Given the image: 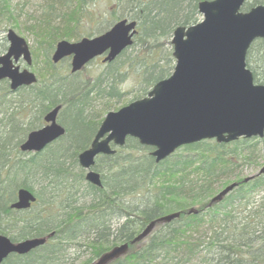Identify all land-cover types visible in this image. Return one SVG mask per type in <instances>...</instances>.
<instances>
[{
    "label": "trees",
    "instance_id": "16d2710c",
    "mask_svg": "<svg viewBox=\"0 0 264 264\" xmlns=\"http://www.w3.org/2000/svg\"><path fill=\"white\" fill-rule=\"evenodd\" d=\"M83 1L76 0L75 8L69 9L65 20L70 25L52 23L60 25L57 35L50 22L44 21L56 7L43 10V21L47 24L36 31L37 38L52 42L48 46L39 42L36 49H44L50 71L40 74L35 85L19 88L15 93L27 96L23 101L37 109L38 121L43 113L60 105L57 120L65 133L41 152L23 154L18 150L19 144L40 124L22 130L11 124L12 117L7 119L9 127L0 137V234L18 241L58 229L64 233L62 237L54 236L41 250L25 258L31 264H63L66 249L85 246L90 249L86 261L90 262L113 242L129 243L150 221L169 212H180L177 219L158 224L146 239L129 245L128 252L114 264H264V174L255 175L246 183L243 178L235 180L238 186L221 202L209 204L219 191L213 187L216 179L250 158L255 138H241L228 144L203 140L183 146L155 163L150 147L128 137L125 146L114 155L96 158L93 169L100 174L102 187L85 181L77 155L88 148L102 120L100 116L93 117L95 103L106 98L107 112L116 108V104L124 105L120 100L124 92L118 88L117 80H122L125 74L120 75L116 63H110L96 78L85 81L78 77L81 72L60 74L52 67L49 53L54 42L79 37ZM120 1L134 12V16L126 17L137 22L141 37L145 38L138 37L139 42H146V38L158 41L175 26L197 21L193 15L197 13L198 0H116V3ZM8 2L0 0V28L8 20ZM263 3L264 0H246L241 9L247 11ZM89 18L95 20L97 15L89 13ZM121 18L124 17L118 19ZM63 26L67 27L64 31L73 30V37L62 34ZM149 43L144 48L151 50L144 57L130 60L141 63L140 76L143 84H147L146 92L135 98L144 96L154 83L166 78L172 62L170 51L163 50L158 42ZM31 53L34 55L35 50ZM245 63L254 82L264 84V40L252 42ZM105 79L108 83L102 86ZM10 93L7 81H1L0 109L9 102L6 97ZM12 138H18L15 154L7 149ZM261 141L264 142V137ZM35 178L38 181L30 184L29 180ZM20 187L29 189L37 199L29 209L16 211L9 204ZM78 194L86 197L85 203L78 202ZM190 209L196 212H189ZM67 216L76 222L73 227H68ZM114 217L122 222L108 228L107 221ZM22 258L11 254L2 264H27Z\"/></svg>",
    "mask_w": 264,
    "mask_h": 264
},
{
    "label": "water",
    "instance_id": "95a60500",
    "mask_svg": "<svg viewBox=\"0 0 264 264\" xmlns=\"http://www.w3.org/2000/svg\"><path fill=\"white\" fill-rule=\"evenodd\" d=\"M245 0H202L197 9L201 19L189 26H177L171 38L174 67L171 75L154 83L147 94L132 100L102 119L89 148L77 156L85 180L101 186L100 176L91 167L99 154L112 155L109 146L124 144L127 136L139 144L150 146L155 162L171 155L177 148L206 139L229 143L239 138H261L264 134V84L253 81L246 67L245 56L250 44L264 40V3L240 9ZM134 20L119 19L100 35L83 37L76 42L60 40L51 55L55 64L71 56L70 72L75 73L97 56L103 62L113 60L132 43L136 33ZM8 47L0 55V80H9L15 91L36 82L28 69H19L20 57L31 64L25 40L14 30L6 33ZM60 105L43 116L45 125L28 133L20 144L21 152H39L61 137L65 129L57 122ZM258 174H264V165ZM244 178V182L252 179ZM238 186L232 182L214 195L209 204L218 203ZM36 198L31 191L20 188L10 204L15 210L28 209ZM189 212H196L194 209ZM179 212L149 222L133 239L134 244L146 238L157 222H170ZM46 238L29 237L18 242L0 234V264L10 254L23 255L43 245ZM128 244L122 243L102 254L92 264H106L124 255Z\"/></svg>",
    "mask_w": 264,
    "mask_h": 264
},
{
    "label": "rangeland",
    "instance_id": "374dc122",
    "mask_svg": "<svg viewBox=\"0 0 264 264\" xmlns=\"http://www.w3.org/2000/svg\"><path fill=\"white\" fill-rule=\"evenodd\" d=\"M75 2L76 0H9L8 12L6 14L8 20L7 23H4L3 27L0 28V54L4 53L8 46V42L5 38L7 30L13 29L19 36L27 41L31 50H35L34 55L32 54V65L30 68L39 79L40 74L43 75L50 70L48 69V63L46 62L45 51L44 49H36L37 44L40 42L41 45L48 46L52 41H49L48 39L43 40V38H37L39 32L36 33V31L39 30V28L43 25L47 24L44 21L50 22V25H52V23L60 22L66 24L68 23L70 25V22H67L65 18H67L69 9L75 8L74 5L77 4V2ZM83 2L84 16L80 17L79 19V28L77 31L79 32V37H73V30L71 29L64 31L63 29H66L67 27L63 26L61 30L62 34H69L73 37L67 40L77 41L83 36L98 34L99 31L106 29L111 24H113L116 19L120 17L127 18L126 16H134V12L129 7H127L124 1L116 3V0H84ZM51 6L52 9L56 7V10H53L51 17H48L43 21V10L46 11L51 8ZM92 12L93 14L97 15V19L94 20V18H89V13ZM193 16H195L196 19L201 18V14L198 12ZM52 27H54V34L57 35L60 25L53 24ZM139 31L140 32L133 38L134 44L127 48L112 62L116 63L118 66L119 71L121 72L120 75L125 74L122 77V81L117 82L118 88L124 92L122 98L120 99L122 104H127L132 100L138 99L135 97L137 95L143 94V91L146 92L147 89V84H143L142 76L139 75L142 68L141 63L139 64L135 61H130L133 56L143 57L148 51L151 50L149 48H144L146 43L150 44L149 41H138V37H141L142 35L141 30ZM171 36L172 33H170L168 36L158 39L161 44L160 46L166 52H172L171 45L168 43L170 42ZM143 39L145 40V38ZM150 39L151 42L154 40L152 38ZM103 56L95 58L85 65L80 71L81 73L78 75V77L83 78L85 81L96 78L105 69V67H107V64H109L107 62H102ZM19 65L20 67L26 66L22 61H19ZM63 65H68L67 59H64L62 62H60V64L56 65L55 70L60 74H63L64 71L65 74H67L69 72V67L63 69ZM173 66L174 59L172 57V62H170L168 66V75L173 71ZM107 83L108 80L105 79L102 86H105ZM150 88L147 91H149ZM26 97L23 98L15 92L10 93V95L6 97V100L8 99L9 102L2 106V109H0V137L4 135L6 132L5 129L9 127L6 126L8 125V122L6 121L9 117H12L11 124H15L22 130L37 124V122H39L40 126L42 125V116L44 113L40 116V120L38 121V116L40 114L35 107H30V105L25 104L23 100H25ZM105 100L106 98H104V100L100 98L96 101L95 108L93 110V117L97 115L100 116L98 117L100 119L104 118L105 114L107 113L105 110L106 105H104ZM120 106L116 104V108L114 107V109L112 108L111 110L116 111L118 108H120ZM263 137L264 134L261 138H255V140L252 141V143L255 144V147L253 148L254 152L250 155V158L248 157L246 159L247 161L236 166L233 165L234 167L231 169L229 168L225 175H222L216 179L213 185L216 192L224 185L232 181L247 177L249 175H254L262 168L264 165V142L261 140ZM17 139L18 138H12L11 141L8 142L7 149L11 152V154H15L16 152V145L14 146V144ZM84 200H86V198H80L78 202L83 204L86 202H83ZM89 253L90 251L87 248L84 249V247H80L79 250L70 247L69 249H66L67 258L63 261V264H82V262L88 258Z\"/></svg>",
    "mask_w": 264,
    "mask_h": 264
},
{
    "label": "bare ground",
    "instance_id": "6f19581e",
    "mask_svg": "<svg viewBox=\"0 0 264 264\" xmlns=\"http://www.w3.org/2000/svg\"><path fill=\"white\" fill-rule=\"evenodd\" d=\"M199 1H202V0H198V2ZM198 2H197V5H198ZM197 5H196V8H197ZM197 12H198V9H197ZM199 13V12H198ZM199 19H197V21H198ZM196 21V22H197ZM193 24V23H192ZM189 25H191V24H187V25H177V26H189ZM177 26H175V28L177 27ZM175 28H172V30L170 31V33H173V31H174V29ZM135 30H136V33H135V35H137L140 31V29H139V27L138 26H136L135 27ZM171 38H172V36H171ZM147 41H149V42H151V40H149V39H146ZM154 42H158V43H160L159 41H152L151 43H154ZM170 45H171V49H172V44H171V39H170V42H168ZM132 44H134L133 43V39H132V43L129 45V46H127V47H125L113 60H111V61H107V63H112L120 54H122L127 48H129ZM137 58V59H141L142 57H139V56H133L132 58ZM144 57V56H143ZM18 61H22L25 65H26V68L30 71V72H33L32 70H31V64L30 65H27V63L23 60V58L22 57H20L19 59H18ZM138 63H140V62H138ZM114 65H116V64H114ZM117 66V65H116ZM165 67H167V66H165ZM174 67V66H173ZM117 68H118V66H117ZM119 69V68H118ZM172 73V72H171ZM171 73L168 75V76H166V78L167 77H169L170 75H171ZM140 75V74H139ZM119 81H122L121 79H119V80H117V82H119ZM36 83H33V84H30L29 86H32V85H35ZM28 86V87H29ZM56 106H58V105H55V106H53L52 108H54V107H56ZM126 139L127 138H125V141H124V144L123 145H121V146H118V149H121V148H123L124 146H125V143H126ZM23 154H26V153H23ZM85 179V178H84ZM38 181V178H35V179H30L29 180V183L30 184H32V183H35V182H37ZM86 181V180H85ZM87 182V181H86ZM100 183H101V180H100ZM95 186V185H94ZM96 187H102V184H101V186H96ZM20 188H23V187H20ZM20 188H18V189H20ZM17 189V190H18ZM25 189H27V188H25ZM17 190H16V193H17ZM29 190V189H28ZM30 191V190H29ZM16 193H15V199H16ZM78 200L80 199V198H86V197H82L81 196V194H78ZM12 202H14V201H12ZM11 202V203H12ZM10 203V204H11ZM10 204H9V207H10ZM11 208V207H10ZM76 219H78V218H76ZM119 218H116L115 219V217H114V219H112V218H109V220L107 221V227L108 228H110V226H112V227H116V225H118V224H120L122 221L121 220H118ZM66 220H70V223L68 224V227H73L75 224H76V222L74 221V219L71 217V216H67L66 217ZM115 223H117V224H115ZM168 223H170V222H168ZM145 228V226L138 232V233H136L135 235H133V238L131 239V240H133L143 229ZM60 236V237H62L63 235H64V233L61 231V230H58V229H53V230H50V232H48L47 234H44V235H41V236H38L39 238H43V237H45L46 238V241H45V243L43 244V245H40L39 247H36V248H34V249H31L29 252H27V253H25V254H23V255H20V256H24V258H22L23 259V261L24 262H26L27 264H31V262H30V259L29 258H25V256H28L29 254H31L32 252H35L37 249H39V250H41V247H43L46 243H48L49 242V240H52V238L54 237V236ZM19 241V240H18ZM18 241H14V242H18ZM18 255V254H17ZM90 253H89V256H88V258L90 257ZM101 255V254H100ZM99 255V256H100ZM87 258V259H88ZM97 258V257H96ZM95 258V259H96ZM87 259H85L83 262H82V264H86L87 262H85V261H87ZM95 259H93V260H91L90 262H88V263H93V261L95 260ZM5 260V259H4ZM4 260L1 262V264L4 262Z\"/></svg>",
    "mask_w": 264,
    "mask_h": 264
},
{
    "label": "flooded vegetation",
    "instance_id": "af4514ba",
    "mask_svg": "<svg viewBox=\"0 0 264 264\" xmlns=\"http://www.w3.org/2000/svg\"><path fill=\"white\" fill-rule=\"evenodd\" d=\"M123 242H120V241H117V242H113V243H111L108 247V249L107 250H104L102 253H101V255L102 254H104V253H107L108 251H110L113 247H115V246H117V245H119V244H122ZM80 247H84V249L86 248L85 246H80ZM80 247H77L76 249L77 250H79V248ZM74 248V247H73ZM89 251H90V249L89 248H87ZM99 258V257H98ZM98 258H96L93 262H95ZM118 258H120V257H118ZM118 258H116V259H113V260H111V261H109L108 263H106V264H114L115 263V261L118 259ZM86 262V261H85ZM86 264H91V263H86Z\"/></svg>",
    "mask_w": 264,
    "mask_h": 264
}]
</instances>
